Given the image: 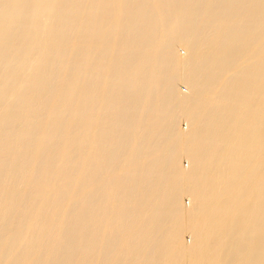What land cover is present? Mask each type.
<instances>
[{"label": "bare ground", "instance_id": "1", "mask_svg": "<svg viewBox=\"0 0 264 264\" xmlns=\"http://www.w3.org/2000/svg\"><path fill=\"white\" fill-rule=\"evenodd\" d=\"M0 264H264V0H0Z\"/></svg>", "mask_w": 264, "mask_h": 264}, {"label": "rangeland", "instance_id": "2", "mask_svg": "<svg viewBox=\"0 0 264 264\" xmlns=\"http://www.w3.org/2000/svg\"><path fill=\"white\" fill-rule=\"evenodd\" d=\"M182 46V47H181ZM177 48H178V50L179 51H182L181 52V54H183L184 52H185V49L183 48V45L180 43V42H178V44H177ZM178 85L181 87V89L183 90L182 92H186V88H187V86L185 85V83L183 82V80H182V78L181 77H179L178 78ZM179 83H181V84H179ZM178 120H179V125H181V127L183 128V129H187L188 128V123L186 122L187 120L183 117V116H179L178 117ZM183 156V157H182ZM182 156H181V158H182V161H184L183 162V164L185 165V166H188V164H189V162H188V160H187V158L182 154ZM186 162V163H185ZM185 194V195H184ZM183 194V199H184V201L187 203V204H189V202H190V199L188 198V196H187V194L186 193H184ZM185 236H186V239L187 240H190L191 239V235H190V233H188V232H186L185 233Z\"/></svg>", "mask_w": 264, "mask_h": 264}]
</instances>
